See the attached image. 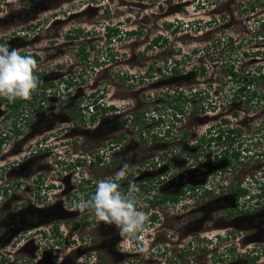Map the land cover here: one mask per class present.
<instances>
[{
	"label": "rangeland",
	"instance_id": "1",
	"mask_svg": "<svg viewBox=\"0 0 264 264\" xmlns=\"http://www.w3.org/2000/svg\"><path fill=\"white\" fill-rule=\"evenodd\" d=\"M252 4L255 10L249 12ZM262 21L264 0H0V44L21 54L36 53L34 75L41 84L53 83L38 126L54 123L21 143L20 152L11 141L0 147V193H7L0 196L5 208L0 226L10 232L0 238V264H264V233L248 226L226 230L215 210L197 207L198 216L189 217L197 206L193 201L204 204L220 183L248 185L264 198ZM130 29L140 34L127 36ZM158 35L167 41L153 43ZM175 60L179 73L171 75L167 66ZM232 65L234 79L224 72ZM258 67L262 76L254 71ZM177 86L186 95L207 92L214 106L208 124L234 126L240 135L232 146L228 141L219 148L235 150L239 159L219 155L215 145L190 148L195 136L183 139L182 132L192 129L199 135L206 125H192L193 100L174 123L173 103L162 92ZM90 93L103 95L106 105L116 104L94 123L87 122L91 112L81 108ZM156 102V113L174 123L167 134L156 118L149 121ZM131 110L137 118L121 124ZM10 121L0 122V130L8 129ZM184 148L199 155L197 163ZM123 162L130 164L128 175L143 172L118 182L121 190L142 177L177 170V179L161 190L173 195L193 185L197 194L186 209L180 204L183 195L160 208L158 203L148 206L129 186L124 195L141 211L158 209V221L146 223L132 238L121 235L115 225L103 227L94 213L76 204L90 198L99 180L115 179ZM81 176L90 181L81 182ZM38 190L49 194L48 204L33 199ZM224 231L231 232L226 239L215 236ZM241 234L259 245L251 240L244 246ZM230 246L242 255L224 248Z\"/></svg>",
	"mask_w": 264,
	"mask_h": 264
},
{
	"label": "flooded vegetation",
	"instance_id": "2",
	"mask_svg": "<svg viewBox=\"0 0 264 264\" xmlns=\"http://www.w3.org/2000/svg\"><path fill=\"white\" fill-rule=\"evenodd\" d=\"M55 1V0H54ZM2 10V9H1ZM36 55V53H35ZM200 75V74H199ZM204 75V72L202 70V74ZM45 101V97L43 100H41V105H42V110H38V111H33V113L29 114L30 109L27 111L21 110L22 107L18 110V111H13V109H11L7 104L8 101L5 98H0V122L5 121V119H11L10 122L14 123V126L12 127V130H9L7 133V137L4 139H2V141L0 142V147H4V145L6 143H9L10 141L13 143H15L12 146V149H14L17 145H19L16 149V151L18 150L19 152L22 150L21 147V143H25L24 141H29L32 140V137L37 136V133L39 132H46V130H51L54 127V123L49 121L48 126H38V117L39 114H41L43 116V104ZM116 106V104H115ZM194 111V110H193ZM196 113V115L193 117V119L191 120L192 125H199V126H208L210 124H208V115L205 114L204 112H198V111H194ZM198 112V113H197ZM66 122H68V120H64ZM103 121V120H102ZM101 121V122H102ZM222 121H224V119H222ZM88 122V121H87ZM86 122V123H87ZM91 123V122H90ZM221 125V128L224 131V138L221 141L220 144H223L225 142L230 141V145L232 146V142L234 141V139L239 135V133H237V129L234 126H228L225 125L223 126L222 122H219ZM219 124L215 125L218 126ZM204 128V130L199 133V135H196L197 133H193L192 129L190 130V134L188 133L187 136H185L183 139H188L189 137H193L195 136V141L191 143L190 148L196 147L197 148L195 150H199V146H200V138L204 137L205 139L208 138V136L210 134H212V128L214 126L209 127V130L206 128ZM105 127V126H103ZM3 128V127H2ZM11 128V127H9ZM100 128V127H99ZM230 128H233V131L230 130ZM48 130V131H49ZM231 131V132H230ZM187 132V131H186ZM210 132V133H209ZM231 137V138H229ZM124 137H122L123 139ZM17 141V142H16ZM35 141V140H34ZM212 141V146H216L219 148L220 144H216L219 139H217L216 137L211 140ZM112 144V143H111ZM190 148H184V153L188 154L189 156H191L194 160V163H197L198 161V156L193 153L192 151H190ZM113 149V147L111 148ZM209 149V148H208ZM226 149L225 147H220L217 151H219V155H223L226 157L231 158V160H237L239 159V153H237L235 150L232 151H228V150H224ZM15 150V149H14ZM15 151V153H16ZM215 151V152H217ZM7 153V151H5ZM2 153V152H1ZM26 153V152H25ZM224 153V154H222ZM229 153V154H228ZM25 155H23L24 157ZM33 160V159H31ZM101 163V161H99ZM112 161H108V164H111ZM228 163H230L228 161ZM148 164V163H146ZM169 166V165H168ZM167 166L166 169H168L169 167ZM155 167V166H154ZM138 172V173H137ZM143 172V169L141 171V169H136L135 171H130L129 175L127 174L125 177L126 179L123 181H128L131 180L134 177V173L137 174H141ZM4 176V175H3ZM179 176L178 171L176 170L175 172H166L163 175H148L147 177H142V179L137 182V183H143L144 187H142V191H145L144 193H146V191H152V194H150V196L156 195L157 196V201H155L154 203H147L148 206H154L155 203H158V206L161 208V206L166 203V204H174L175 202H177L180 197H182V195L186 198L184 199V202L180 203L182 208H187L188 204H190V198H194L193 196H195L196 193V187L193 185H188V186H181L180 188L177 189V191L175 193H173V195H171L172 193H167L164 190H161V186L167 185L169 184L171 181H174L175 179H177V177ZM158 177V179H156ZM3 178V177H2ZM117 178L113 179L114 181ZM154 179V182L151 183V181ZM156 179V180H155ZM88 182V181H87ZM145 182V183H144ZM137 183H133V181H131V184H128L130 186V188H132V190L134 192H136L137 190V185L135 186V184ZM20 185V184H18ZM135 186V187H134ZM237 187H240L241 189L245 190V194H241L239 193V191L237 190ZM213 187L212 192H213V196L212 198H207L205 199V203L204 204H199L198 205V201H193L192 206L197 205L194 209L191 208L190 212H189V217H196L198 216L197 212V207L203 208L204 210H208V211H213L215 210V212H218V219H216L218 222L221 223V227L222 228H226V230H232V229H236L235 227L238 228H243V227H251L254 228V230H257L258 232L261 233V235L264 233V198H259L256 197L255 195H251V189L248 185H242L239 182L236 184H232L230 185V187H225L223 186L221 183L218 185L217 188ZM155 189H157L158 191L156 192ZM184 190V192L182 193V191ZM264 190V187H263ZM1 195H7V193L3 192V190L1 189ZM210 192V193H212ZM182 193V194H181ZM34 196L33 199L38 203V204H48V201L50 199V197H48L47 193L44 191L43 195H38L35 192H33ZM178 196L176 201H169V198L171 197H175ZM255 199V200H254ZM195 200V199H194ZM232 200V202H230ZM254 200V203H252V201ZM156 206V205H155ZM5 208L4 206H0V218L3 216V212H4ZM147 210V215H150L151 220H153V222L151 224H153L154 222L156 223L158 221L157 215L159 214L158 209H154L151 210L149 212L148 209H144ZM191 212L193 214H191ZM145 213V212H144ZM146 214V213H145ZM95 216V215H94ZM28 218V217H27ZM149 223V222H148ZM28 225H23L22 229L27 228L29 225V223H27ZM36 224V223H34ZM100 224H104L103 227H105L106 222L104 221H100ZM241 231V230H238ZM229 234H231V232H228ZM10 234V232L6 233V231L3 230V228L0 226V238L1 236L3 237H8ZM2 237V238H3ZM1 238V240H2ZM263 238V237H261ZM264 239V238H263ZM238 240L245 246V245H249V243L251 242V240H253V242L255 244H257V246L259 245V243L253 239H251L249 236H247V234H241L240 237H238ZM257 243H256V242ZM191 242V241H190ZM264 246V243H262ZM262 244L260 246H262ZM201 248V247H199ZM256 251V257L258 256V252H257V247L255 246ZM232 251V250H231ZM235 251V247L234 250L232 251V253L234 254ZM235 256L237 255H242V254H237L235 252L234 254ZM15 256V255H14Z\"/></svg>",
	"mask_w": 264,
	"mask_h": 264
},
{
	"label": "clouds",
	"instance_id": "3",
	"mask_svg": "<svg viewBox=\"0 0 264 264\" xmlns=\"http://www.w3.org/2000/svg\"><path fill=\"white\" fill-rule=\"evenodd\" d=\"M111 35L108 37H111ZM30 54H35V53H30ZM30 54H21V51L16 48L10 49L9 46L0 44V98H5L9 103H12L17 99H24V100L29 99L33 94V92L38 88L39 80L37 76L34 75L36 61L34 57ZM256 69L259 70L260 76H262L261 75L262 68L258 67ZM228 76L231 79L235 78V77L232 78L230 75ZM46 84H48L49 86H53V83H46ZM249 88L250 87H248V89ZM45 89H44V97H45ZM181 90L183 91V89ZM196 91H202V90H195L192 93ZM103 99H104L103 95L95 96L94 93H90L87 96L85 102L82 103L81 105L82 110H85V112L87 113L91 112V114L87 115L88 122L94 123L101 115H103V113L105 112V108L109 109L110 107L115 106V104L112 103L106 105L105 101L102 103ZM208 99L206 102V105L208 107L206 106L205 108V114L207 115L209 114L208 112L210 111V109H214V106L208 103ZM158 104L159 102H156L155 110L157 112L159 111V109H156L157 106L159 107ZM38 105H40L42 108L41 100L39 101ZM173 105L174 104H172L171 106L174 109ZM90 106H92L93 110L90 109ZM133 112H134L133 110L130 111V113ZM184 113L185 112H183L182 114L174 113V115L176 116L174 123L177 121V115L179 118H183ZM160 114H161L160 117L162 118V122H160L161 126H164L165 123L169 124V127L165 129L164 134H166L167 131L169 133L174 123L166 122L163 118V114L162 113ZM149 119L152 120L154 118L150 117ZM157 121H159L158 118ZM9 126L11 128L5 129L3 127V130L2 131L0 130L1 141L3 138L5 139L7 137V133L9 130H12L14 123L10 122ZM211 126H215V124L210 123V125L206 126V128L209 130V127ZM185 132L186 131L182 132L181 137L183 138L185 137L184 136ZM39 134L40 133L38 132L37 135ZM101 154L103 157L104 153L101 152ZM129 168H130V164L128 162H123L120 169L117 171L116 176L118 178L125 177L128 173ZM83 181L85 182L90 180L81 176V182ZM36 194L41 196L44 194V190H38ZM254 194L255 193L251 192V195ZM76 207L89 210L90 212L94 213L95 218L97 220L115 225L119 229L121 235H126L130 238L134 237L137 233L142 231L145 222L147 220L146 214L138 209L134 199L131 198L130 196H125L124 194H122V192L120 191V185L112 179L99 180L96 184L95 192L91 194L90 198L80 201L78 204H76ZM226 233L228 234V232L226 231H224L223 233H216L215 236L217 235L225 236ZM230 247L234 248V246H230ZM230 247H224V248H226L227 250ZM90 258H91V254L88 256V260H90ZM95 260L98 261L96 256H95Z\"/></svg>",
	"mask_w": 264,
	"mask_h": 264
},
{
	"label": "trees",
	"instance_id": "4",
	"mask_svg": "<svg viewBox=\"0 0 264 264\" xmlns=\"http://www.w3.org/2000/svg\"><path fill=\"white\" fill-rule=\"evenodd\" d=\"M255 6L256 5H253V4L250 5L249 12H253L255 10ZM261 23H262L261 25L264 27V21H262ZM198 26H200V25H198ZM198 28H201V27H197V29ZM125 32H126V35L127 36L140 34V32L137 31V30L136 31L126 30ZM108 36H110V35H108ZM159 40H162L163 43H165L167 41V39L164 38L162 35H158L154 39H152V42L153 43H157ZM32 56L34 58L35 57H38L35 54H32ZM245 56L248 57V52H246V53L243 52V57H245ZM234 60H236V59H234ZM175 62L176 63H173L172 66H167V68L169 69V72L171 73V75H176V74L179 73V70L177 68V60H175ZM166 63H167V60H166ZM224 72L227 73L228 75H230L232 78L235 77V72H234V66L233 65L232 66H229V68L226 69ZM199 74L200 75L202 74V68L201 67H200V70H199ZM258 75L260 76V73ZM123 77H125V79H128L131 76L128 75V74H125V75H123ZM47 86H49V85L48 84H41V83H39L38 89H36L33 92V94L31 95V97L29 99H27V100L17 99V100H15L12 103H9L8 102L7 105L11 109H13V111H18L21 108V106H24V105H29V106H32L33 105L34 106L36 104V107L34 108V111H38L41 108V106L38 105L39 104V101L44 99V89ZM202 91H196L194 93H189L188 95H186L182 90H178V87H175V88L171 89L170 91H164L162 93V95L165 96V97H167V98H169L170 99V103H173L174 104L173 107H174V110H175V112H174L175 114H182L183 112H185V108L187 106L186 103L188 101H190V100H193V102L195 103L194 106H196V107H195L194 111L204 112L205 111V108L207 106L206 105V102H207V99H208V94L204 90H202ZM156 109H159V107L157 106ZM30 113H33V110H30L29 111V114ZM121 116H124V115H121ZM160 116H161V114L159 113V116L157 117L159 121H157L155 124H160V122H162V118ZM134 117L137 118V115L135 114V112L127 114L126 117H124V119L121 121V124H125V122H127V120L130 121ZM127 118H129V119H127ZM93 120H94V118H93ZM151 126H153V125H151ZM230 130L233 131V128H230ZM167 133H168V131L166 132V134ZM211 133L212 134H210L207 139H205L204 137L200 138V140H199L200 141L199 150H202L203 151V150H206V149L210 148V146L212 145V141L211 140L213 139V136H214V138L216 137L217 139H219V141L216 144H220L221 143V141L223 140L221 138H224L223 137L224 136V131L221 128V125L219 124L218 126H214L212 128V132ZM187 134H188V132L187 133L185 132L184 133V136H187ZM229 138H231V137H229ZM0 142H1V139H0ZM224 150H226V149H224ZM222 154H224V153H222ZM116 178L117 179L115 180V182H117V183L126 179V177H123V178L116 177ZM156 179H158V177ZM153 182H154V179L151 181V183H153ZM128 187H129V185H127L122 190L120 189V191L122 192V194H125V192H126V190H127ZM142 187H144L143 183H141L139 186H137L136 193L140 194V196H144L145 201L147 203H151L152 204L155 201H157V196L156 195L150 196V194H152V191L151 190L150 191H146V193H144L145 191H142ZM236 191H239V193H241V194H245L246 193L245 190L241 189L240 187H237V190ZM183 192H184V190L182 191V193ZM177 198H178V196L171 197V198H169V201H172V202L173 201H176ZM143 211L147 215V210H143ZM146 217H147V220H146L145 224L148 223V222H149V224H151L153 222V220H151L152 217H150V215H148ZM217 237H219L220 240H222V238L224 240L228 236L227 235H225V236L217 235ZM228 249L230 251L231 250L232 251L234 250V248H231V247L228 248ZM96 258L98 259V256H96Z\"/></svg>",
	"mask_w": 264,
	"mask_h": 264
},
{
	"label": "built area",
	"instance_id": "5",
	"mask_svg": "<svg viewBox=\"0 0 264 264\" xmlns=\"http://www.w3.org/2000/svg\"><path fill=\"white\" fill-rule=\"evenodd\" d=\"M254 71H255L256 74H259V71H258L257 69H255ZM51 87H52V86H48V87H46V89H45V97H46V98L49 96V93H50ZM90 109L93 110V109H92V106H90ZM156 112H157V111L155 110V111L152 113L151 118L153 117V118H156V119H157V117L159 116V113H156ZM152 120H153V119H152ZM149 121H151V119H149ZM152 122H153V121H152ZM164 126H165V129H166V128L169 127V124H168V123H165ZM164 131H165V130H164ZM163 133H164V132H163Z\"/></svg>",
	"mask_w": 264,
	"mask_h": 264
}]
</instances>
